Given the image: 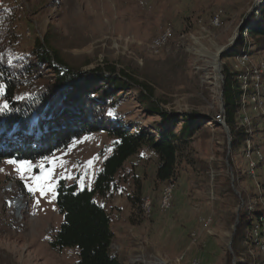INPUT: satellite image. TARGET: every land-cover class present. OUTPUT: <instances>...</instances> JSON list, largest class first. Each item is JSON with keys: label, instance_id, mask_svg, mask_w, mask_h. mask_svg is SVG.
<instances>
[{"label": "rangeland", "instance_id": "1", "mask_svg": "<svg viewBox=\"0 0 264 264\" xmlns=\"http://www.w3.org/2000/svg\"><path fill=\"white\" fill-rule=\"evenodd\" d=\"M263 5L264 0H0V13L4 12L10 23L3 47L8 65L18 68L27 63L34 38L45 37L51 48L75 68L90 70L111 64L117 71L124 70L152 85L167 111L207 116L178 153L169 208L159 206L162 188L168 181L155 180L156 157L144 149L136 157L144 170L143 179L130 178L123 168L103 194L107 201L118 194L128 198L134 208L130 218L133 224L150 220L159 211L170 212L175 224L180 223L186 232L185 249L174 258L169 260L156 253L128 258L126 253L121 257L123 264H228V244L236 213L239 206L246 204H241L238 191L252 201L264 202V161L254 170L256 157L251 150L246 149V155L243 147L231 152L224 127L209 121L211 117L217 120L220 113L222 66L226 63L238 72L244 68L240 53L235 59L221 58L218 72L214 68L218 50L233 47L247 18L257 14ZM159 36L165 40L155 47ZM250 46L247 40L242 49L250 50ZM246 54L252 64L264 60L259 58L264 54ZM38 74L40 77L28 78L17 87L14 99L28 97L38 84L52 76L48 67H41ZM136 93V89L119 91L107 112L120 118L124 125L152 130L160 118L143 109ZM248 110L261 114L264 122V114L249 104L239 115L247 116L250 124L249 115H253L256 122L259 115ZM180 124L178 121L175 131ZM244 126L248 132L249 126ZM256 141L260 148L256 154L264 155L262 133ZM112 142L104 130L81 135L66 148L43 158L22 160L28 162V171L23 174L18 170L21 161L0 160V264H72L76 260L74 248L49 247L62 221L55 204L58 182L62 179L65 184L75 182L79 187H91ZM233 169L239 172H235V181ZM45 175L49 179L43 182L55 187L43 194L39 190L30 192V187H36L33 178ZM142 198L150 199L149 215L142 208L140 211ZM16 199L21 203L20 209ZM263 232L259 229L254 236L252 230V236L260 239ZM116 244L114 240L111 250L116 249ZM245 244L249 246L246 257H264L259 244ZM124 248L130 252V246ZM242 259L232 256L231 262L236 264Z\"/></svg>", "mask_w": 264, "mask_h": 264}, {"label": "trees", "instance_id": "2", "mask_svg": "<svg viewBox=\"0 0 264 264\" xmlns=\"http://www.w3.org/2000/svg\"><path fill=\"white\" fill-rule=\"evenodd\" d=\"M257 12L247 18L240 36L222 58L235 59L247 51L257 57L258 54H264V5ZM0 16V107L5 103L8 105L7 109L0 111V160L40 159L66 148L81 135L106 131L113 139L112 148L103 159L92 187H79L75 182L65 184L62 179L58 182L55 204L62 221L49 241V247L53 250L76 249V260L72 264H123L111 252L113 232L110 214L95 200V195L105 194L126 159L138 154L141 149L152 152L156 157L155 180L163 183L172 181L178 153L207 116L195 112L176 114L167 111L160 105L161 100L155 95L152 85L124 70L117 71L111 64L90 70L75 68L65 62L57 50L51 48L45 37L34 38L27 63L18 68L8 65L4 60L6 49L3 47L10 33L6 26L10 23L6 22L4 12ZM247 40L251 45L250 50L242 49ZM41 67H48L52 76L38 84L28 97L14 99L17 87L26 79L40 77L38 71ZM238 76L239 72L232 71V67L226 63L222 66L223 120L229 130L230 151L243 147L246 155V140H250L251 155L256 157V152H260L256 137L262 133L264 139L263 116L248 110L259 115L255 122L252 120L253 115L248 114L251 117L252 133L249 136L241 122L242 115H239L244 89ZM132 89H136V99L143 105V109L160 118L161 122L152 130L144 126L139 128L135 124L124 125L120 118L107 112V106L112 105L113 97L119 91ZM178 121L181 124L178 131H175ZM209 121L217 123L214 117ZM263 161V154L260 159L256 157L254 170L259 169ZM229 164L233 167L230 157ZM233 170L234 180L235 172L237 175L239 172ZM238 193L247 205L239 210L231 248L227 252V263H233L232 256H240L244 259L236 264H260L264 257H246L249 246L245 243L256 246L252 230L255 227L264 229V202L260 199L258 201L261 204L255 199L252 201L241 190Z\"/></svg>", "mask_w": 264, "mask_h": 264}, {"label": "crops", "instance_id": "3", "mask_svg": "<svg viewBox=\"0 0 264 264\" xmlns=\"http://www.w3.org/2000/svg\"><path fill=\"white\" fill-rule=\"evenodd\" d=\"M138 155L139 154L132 155L127 158L122 168L118 171L124 168L129 173L130 178L143 179L144 170L141 161L136 158ZM154 175L155 168L153 177ZM144 191L146 190L144 189ZM95 200L103 205L110 214V225L113 232L111 245H113L114 240L118 242V244L115 245L117 246L116 249L111 250V252L121 260V257L126 253H129L128 258H133L137 255L144 256L156 253L157 255H164L170 260L175 257L174 255H176L177 252L185 249L186 232L184 228L180 227V223L175 224L176 221L173 219L170 212L166 213L159 211L153 214L152 219L133 224L134 222L132 223L130 218L134 213V208L128 198L118 194L110 201H107L103 194H96ZM111 208L112 210L110 212L109 210ZM128 231L131 232L130 236ZM124 246H130V252H128L127 248H124Z\"/></svg>", "mask_w": 264, "mask_h": 264}, {"label": "bare ground", "instance_id": "4", "mask_svg": "<svg viewBox=\"0 0 264 264\" xmlns=\"http://www.w3.org/2000/svg\"><path fill=\"white\" fill-rule=\"evenodd\" d=\"M164 40L165 38L163 36L157 37L154 41V46L155 47L159 46L160 44L163 43ZM240 56H241V60L244 62V68L239 72V76H238L244 89L241 95V106L242 108H244L246 105L249 104L252 109L254 110L259 109L261 113L264 114V60L259 61L257 64H252L250 62V58L248 57V54L243 53ZM214 68L215 69L218 68L216 58L214 62ZM222 119H223V112L220 111L217 120H222ZM241 122L243 125L249 126L248 134L250 136L252 133L250 129L249 118L245 116L241 118ZM246 149L251 150L250 140L247 141ZM256 157L260 159L261 153L258 152L256 154ZM250 173L253 174L254 170L250 169ZM173 187H174L173 181H170L162 188L161 197L159 200V204H160L159 206L161 208L167 209L170 207L172 201ZM18 200L17 199L15 200V204L17 209H20L21 203ZM141 208L146 215L150 214L151 202L149 198H145L143 200ZM255 228L253 229V232H254V236H257L259 228L257 227ZM256 243L260 245L262 250H264V232L260 236V239H256ZM233 264L235 263L233 262ZM260 264H264V259L260 262Z\"/></svg>", "mask_w": 264, "mask_h": 264}, {"label": "snow or ice", "instance_id": "5", "mask_svg": "<svg viewBox=\"0 0 264 264\" xmlns=\"http://www.w3.org/2000/svg\"><path fill=\"white\" fill-rule=\"evenodd\" d=\"M8 105L5 103L2 107H0V111H3L5 109H7ZM9 163H17L16 161H9ZM89 163H91V161H89ZM28 162L26 161H21L19 162V166H18V170L21 171V173L23 174L25 171H28ZM36 181V187L29 188V191H35V190H39L41 192V194H43L46 190L48 189H53L55 187L54 184L51 183H47L45 184L43 181H46L49 179V177L47 175L45 176H37L33 178Z\"/></svg>", "mask_w": 264, "mask_h": 264}, {"label": "water", "instance_id": "6", "mask_svg": "<svg viewBox=\"0 0 264 264\" xmlns=\"http://www.w3.org/2000/svg\"><path fill=\"white\" fill-rule=\"evenodd\" d=\"M243 29V27L240 29V30H242ZM232 46H230V47H222V48H220L219 50H218V53H217V56H216V61H217V64H218V68H217V71L218 72H220L221 70H220V60H221V58H222V55L225 53V52H227L230 48H231ZM220 77L222 78V75L220 74ZM219 111H221V112H223V105H222V103H221V106H220V109H219ZM217 123L220 125H222L223 127H224V129H225V131H226V134H227V137H228V134H229V130H228V127L226 126V124H225V122H224V120L222 119V120H217ZM228 147H230V145H229V141H228ZM236 192V191H235ZM243 203V201L241 202V204ZM239 210H240V206L238 207V210H237V213H236V215H237V217H236V220H235V223H234V225H233V234H234V232H235V229H236V226H237V223H238V213H239ZM233 234H232V236H231V238H230V240H229V244H228V248L230 249V245H231V243H232V239H233Z\"/></svg>", "mask_w": 264, "mask_h": 264}, {"label": "built area", "instance_id": "7", "mask_svg": "<svg viewBox=\"0 0 264 264\" xmlns=\"http://www.w3.org/2000/svg\"><path fill=\"white\" fill-rule=\"evenodd\" d=\"M160 205V204H159Z\"/></svg>", "mask_w": 264, "mask_h": 264}]
</instances>
